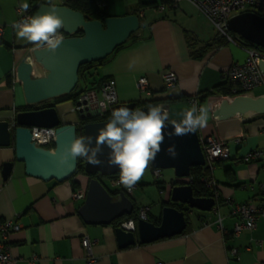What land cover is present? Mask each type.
<instances>
[{"label": "crops", "instance_id": "crops-1", "mask_svg": "<svg viewBox=\"0 0 264 264\" xmlns=\"http://www.w3.org/2000/svg\"><path fill=\"white\" fill-rule=\"evenodd\" d=\"M65 2L0 0L3 28L0 35V121L11 120L26 104L21 84L13 82L12 78L17 64L33 46V33L30 30L20 34L14 29L18 8ZM159 2L100 0L99 8L108 16L138 15L140 27L132 38L141 39L90 68L87 91L98 93L99 82L113 78L118 103L158 99L157 107L165 109L168 120L193 123L199 136L213 134L228 141L230 157L215 160L208 171L216 182L218 203L214 207L217 211L212 208L194 213L189 209L187 225L181 234L120 248L114 224H86L77 211L83 200L71 197L76 189L74 182L77 188L86 189L88 175L79 172L67 180L43 181L25 173L24 164L14 159L12 144L0 146V217L20 225L8 237L16 264H264V211L255 229H244L236 237L231 234L233 219L229 215L230 200L246 202L259 195L264 168L259 162H245L243 156L252 148H264V114L217 119V108L228 99L223 94H209L226 81L224 72L232 63L245 59L244 45L217 38L211 22L188 0H181L175 10L164 12L155 9ZM206 44L209 45L204 49ZM198 54L200 56L196 57ZM30 61L33 73L38 67L36 76H41V66L33 57ZM167 70L177 75L176 84L169 89L163 87V74ZM140 76L147 78L148 91L140 92L136 88L135 82ZM252 94H264V87H255ZM190 97L197 98V105L189 101ZM73 105L72 100L58 98L55 107L61 122L76 124L79 121V113L72 110ZM238 136L241 141L236 144L232 140ZM11 161V171L3 177V164ZM151 169L149 166L138 172H120L137 184L129 195L133 210L137 213L140 205H149L151 219L160 220L162 207L170 200L172 184L185 181L177 178L173 169L161 170V176L155 180ZM85 235L94 240V262L85 259L81 246ZM228 246L238 248L237 257L228 256Z\"/></svg>", "mask_w": 264, "mask_h": 264}, {"label": "water", "instance_id": "water-1", "mask_svg": "<svg viewBox=\"0 0 264 264\" xmlns=\"http://www.w3.org/2000/svg\"><path fill=\"white\" fill-rule=\"evenodd\" d=\"M30 26L33 46L17 64L15 75L23 89L25 107L34 108L18 110L11 120L0 121V146L13 145L14 159L24 164L27 175L43 181H63L77 169V126L61 122L55 106L38 105L74 91L79 67L112 54L139 29L140 20L136 14L88 20L83 12L65 4L41 3L31 16ZM226 28L238 43L264 48V15L242 11L228 19ZM45 29L61 30L66 36L51 46L36 47L43 40ZM32 57L43 70L41 76L33 75ZM258 66L264 74V59L258 60ZM80 104L76 101V105ZM135 108L146 115L137 124L129 119ZM111 109L116 118L81 126L87 175L110 176L124 169L142 170L150 166L173 169L174 175L183 179L190 175L191 166L205 165L195 124L170 121L164 108L138 107L135 102L116 103ZM83 110L79 109L80 118L89 115L87 106ZM249 113L264 114V95H234L217 108L215 116L226 119ZM32 127H55L53 147L36 145ZM12 165V161L3 164V177L9 175ZM169 196V202L177 206H163L159 224L139 219L135 233L117 225L114 230L118 247L181 234L187 225L186 208L209 211L216 204L213 196L195 197L186 182L172 184ZM77 211L86 224H115L132 213L133 202L124 190L113 195L100 179L91 177Z\"/></svg>", "mask_w": 264, "mask_h": 264}, {"label": "built area", "instance_id": "built-area-1", "mask_svg": "<svg viewBox=\"0 0 264 264\" xmlns=\"http://www.w3.org/2000/svg\"><path fill=\"white\" fill-rule=\"evenodd\" d=\"M181 0H160L155 6L158 12H164L166 10H175L178 8V4ZM191 2L213 25L216 29V36L218 38H224L226 42L238 43L233 34L227 30L226 23L228 19L242 11H246L248 7H252L254 11L260 15H264V0H188ZM142 12H140V16ZM30 9L18 8V17L14 23V29L24 34L31 30ZM2 26H0V35L2 33ZM65 33L61 30L53 31L51 29H45L43 33V40L36 45V47L51 46L54 43L65 37ZM246 57L242 62L232 63L224 72L225 80L231 86V95H224L226 99H230L237 94L253 95V89L257 86L264 87V74L258 66V60L264 59V52L259 50L255 46H245ZM13 82H18L13 72ZM177 82V75L172 70H167L163 74V87L169 89L173 87ZM136 88L140 92L148 91V80L145 76H140L135 82ZM264 95V94H262ZM76 101L81 102L80 105L74 103L72 110L79 113V109H84L86 106L89 111L88 116L94 117H106L108 112H111V107L118 103L116 83L113 78H107L102 81L99 86L98 93L94 91H86L80 95ZM86 101L85 104H82ZM189 101L192 104L197 105V98L190 97ZM157 107V106H156ZM82 112H86L83 110ZM112 113V112H111ZM110 115L105 119H113V115ZM146 118L144 112L138 111L135 108L129 115V119L132 123L137 124L138 121ZM79 122L76 123V126ZM32 140L38 146L52 148L53 141L55 139V127H32L31 128ZM234 143L239 144L241 141L240 136L233 138ZM199 142L205 157V166L209 169L212 168V164L215 160H224L230 157L229 148L226 140L218 138L213 134H207L199 136ZM245 162H259L264 168V148H252L243 156ZM152 175L155 180H158L161 176V169L152 168ZM103 183L109 188H116L118 190H124L128 195L136 189L137 184L126 177L119 176H104L102 178ZM186 183L191 181L190 177L183 178ZM202 181L205 186L215 193L216 182L208 174L202 176ZM86 195V189L84 187L76 188L72 191L71 197L73 199L84 200ZM215 206V205H214ZM212 207L217 211V207ZM264 211V180L259 184V195L246 202H234L230 200L229 215L233 219V227L231 234L236 237L242 230H253L256 228L259 218ZM150 213L149 205H140L138 207L135 217H128L120 221L119 226L126 231L136 232L137 221L139 219L148 220ZM220 224V219L218 220ZM20 225L8 218L0 217V264H16L17 259L11 254L8 246V237L11 231L18 230ZM226 233V232H224ZM94 240H91L88 236H83L81 239V246L85 253V259L87 262H94L96 257L92 252V244ZM228 256L235 258L238 255V248L235 246H228L226 248ZM158 264H161L160 262Z\"/></svg>", "mask_w": 264, "mask_h": 264}, {"label": "trees", "instance_id": "trees-1", "mask_svg": "<svg viewBox=\"0 0 264 264\" xmlns=\"http://www.w3.org/2000/svg\"><path fill=\"white\" fill-rule=\"evenodd\" d=\"M99 2H100V0H66V2L64 4L69 6L70 8H72L74 10H79V11L83 12L85 18L88 20H91V19L102 20L105 17H107L108 15L105 13V11H103L99 8ZM37 7L38 6H35L34 8L30 9L31 14H33L36 11ZM132 35L133 34H131V36L129 37V39L127 40L126 43L117 47L113 51V53L110 54L109 56H107L106 58L99 60V61H93V62H89L86 64H82L78 70L79 81H78V85H77L76 89L74 91H72L70 94L63 95V96L59 97V100H61V101L62 100H72L75 103L77 98L89 89V87L86 85L87 78H88V70L92 67H95V66L102 64L103 62L107 61L117 50L141 39V38H132ZM221 39H223L225 41L224 38H221ZM208 45L209 44H206L204 46V49ZM245 46H251V44H246ZM257 48L264 52V48H262V47H257ZM195 56L199 57L200 54L195 55ZM8 78H9L8 81L10 82L11 81L10 76ZM102 81L99 82V86L102 83ZM210 93L211 94L231 95L232 94L231 93V86H230V84H228L225 81L223 84L216 86L213 90H211L209 92V94ZM164 100H167V99H164ZM159 101L160 100H158V99H152L148 102L138 101L135 103H136V106H138V107L143 106V105L157 106ZM57 102H58V99L47 101V102H44L43 104L38 105V107L55 106V104ZM32 108H34V107H24L22 109H32ZM111 112H108L106 114V117L104 116L102 118L94 117V116H85L84 118L79 117V121H78L79 123L77 125V153H78L77 169H76L75 173L70 178L74 177L79 172L86 174L84 171V162H83V157H82V148H83V145H82L83 142L82 141L83 140H82L81 126L85 123H88V122L105 120L110 115V113L113 115L112 118H116L117 114L115 112H113L112 110H111ZM136 130H137V126H134V131L136 132ZM208 171H209V168L207 166H191L190 167L189 177H190L191 181L189 182V184L192 188V192H193V195L195 197L213 196L214 198H216L213 191L208 189L205 186L204 182L202 181V176L204 174H208ZM119 175H121V172L114 174V175H110V176H119ZM88 177L89 178L97 177L98 179H100L103 182L102 178L104 176H101L99 173H95L92 175H88ZM77 187H78V184L76 182H74V188H77ZM107 188L113 195H116V193L118 192V189H116V188L112 189V188H109L108 186H107ZM216 203H218L217 198H216ZM167 205L177 206V204L170 203V202H168ZM179 208H181V207H179ZM187 210H189V209L186 208L185 216H187ZM135 216H136V212H135V210H133V212L130 215L122 216L114 225L117 226V225H119L120 221H122L128 217H135ZM148 221L153 222L154 224H159V222H160V220L151 219L150 216L148 217Z\"/></svg>", "mask_w": 264, "mask_h": 264}, {"label": "rangeland", "instance_id": "rangeland-1", "mask_svg": "<svg viewBox=\"0 0 264 264\" xmlns=\"http://www.w3.org/2000/svg\"><path fill=\"white\" fill-rule=\"evenodd\" d=\"M246 10H253V8L252 7H248ZM211 26V29L213 30V33H216V29L212 26V25H210ZM38 72H39V69H38V67H36L35 68V70H34V75L36 76V75H38ZM65 102V101H64ZM162 170V172H165V171H168V170H171V169H161ZM121 172H138V170H133V169H124V170H122ZM163 174V173H162ZM193 212L195 213V212H200V210H197V209H193ZM201 212H205V211H201Z\"/></svg>", "mask_w": 264, "mask_h": 264}]
</instances>
